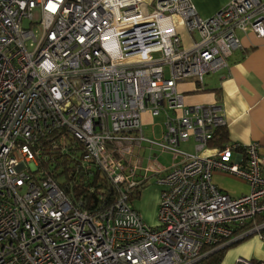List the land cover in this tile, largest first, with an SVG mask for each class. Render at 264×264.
<instances>
[{"label": "built area", "instance_id": "2783aa9c", "mask_svg": "<svg viewBox=\"0 0 264 264\" xmlns=\"http://www.w3.org/2000/svg\"><path fill=\"white\" fill-rule=\"evenodd\" d=\"M248 32L264 39V0H231L207 19L190 0H0V264H214L241 239L264 242L260 144L210 145L226 127L221 105H186L178 91L204 90ZM144 113L165 116L158 139L145 138ZM42 140L77 172L105 176L113 198L84 209L73 169H49ZM189 140L193 153L181 149ZM143 143L170 167L144 168ZM216 171L249 192H223ZM149 173L161 187L156 228L132 207Z\"/></svg>", "mask_w": 264, "mask_h": 264}, {"label": "crops", "instance_id": "0c3cea01", "mask_svg": "<svg viewBox=\"0 0 264 264\" xmlns=\"http://www.w3.org/2000/svg\"><path fill=\"white\" fill-rule=\"evenodd\" d=\"M229 1L231 0H190L199 17L203 19L212 17ZM178 33L182 45L189 47L192 41L185 29L178 27ZM238 36L242 49L234 52L228 59L227 69L213 73L206 80L203 78L204 90L199 89L194 81H184L178 85V91L182 93L186 105L220 104L228 133L227 143L242 146L257 142L261 147L260 155L264 166V39H257L250 32L238 33ZM148 115L144 113L142 118ZM193 146L194 142L189 140L181 144V149L193 151ZM212 153L213 149L210 148L205 150L203 155ZM166 156L169 157V161L166 159L164 169H168L172 162L171 156L168 154ZM148 165L153 166L151 162H148ZM150 175L156 174L149 173L147 181ZM139 176L140 178L144 176L142 171L139 172ZM229 178L225 173L218 171L212 176L213 183L231 197L249 192L248 185L243 179L232 178L234 181H230Z\"/></svg>", "mask_w": 264, "mask_h": 264}, {"label": "rangeland", "instance_id": "374dc122", "mask_svg": "<svg viewBox=\"0 0 264 264\" xmlns=\"http://www.w3.org/2000/svg\"><path fill=\"white\" fill-rule=\"evenodd\" d=\"M151 0H145V3H149ZM211 1V0H205ZM141 10L146 12V6H142ZM27 20L23 21V25H27ZM34 30H38L35 28ZM209 74L204 76V79H208ZM149 116V115H148ZM146 117L142 118V131L148 140L158 139L160 134V129L163 126L165 121V116L160 115L158 117ZM143 150L140 153V157L143 158L142 166H147L148 158L151 157L152 164L154 161L160 167L166 168V161H169V157L166 154H161L159 151L147 150L149 147L147 143H143ZM185 150V149H183ZM187 152L193 153L194 150H188ZM167 159V160H166ZM228 175L229 180H233L232 178H238L236 176ZM149 180L146 182L145 186L140 190L139 196L132 198V207L138 212L142 221L151 228H156L158 226V211L160 204V195H161V187L157 183V177L150 175ZM234 181V180H233ZM138 193V192H136ZM238 258H244L247 260H254L257 262H264V242H262L256 234L251 235L250 237L242 240L241 242L228 247V249L224 252V256L219 264H234Z\"/></svg>", "mask_w": 264, "mask_h": 264}, {"label": "trees", "instance_id": "16d2710c", "mask_svg": "<svg viewBox=\"0 0 264 264\" xmlns=\"http://www.w3.org/2000/svg\"><path fill=\"white\" fill-rule=\"evenodd\" d=\"M228 141V133L226 130V127L218 128L215 131L214 138L210 145L212 146H224ZM49 144V145H48ZM40 146L45 147L43 151H48L49 154V160L47 162L49 163L48 168L55 167V166H61L62 169H73L71 173H73L74 181L78 183V187L73 188V194L74 198L81 200L82 202L81 206L90 211L95 212L99 209L100 203H108L111 198H113L115 191L111 187V184L109 181L105 178V176L99 175L98 172H93L90 174V176H86L83 173L76 171V166L73 165V161L70 157L67 156H61V155H55V153H52L53 151L49 152L51 148L58 147L56 145H51L48 141L42 140L40 142ZM47 168L46 164L40 166V171H45ZM143 186V185H142ZM140 191H138L137 196H139ZM136 196V197H137ZM135 198V197H134ZM240 240L239 242H241ZM238 243H232L228 247ZM224 248L222 250H219L216 252L212 259L210 260L211 263L219 264V262L222 260L224 256V252L228 249Z\"/></svg>", "mask_w": 264, "mask_h": 264}, {"label": "water", "instance_id": "95a60500", "mask_svg": "<svg viewBox=\"0 0 264 264\" xmlns=\"http://www.w3.org/2000/svg\"><path fill=\"white\" fill-rule=\"evenodd\" d=\"M242 240V239H241ZM228 247V246H227ZM227 247H225V248H227Z\"/></svg>", "mask_w": 264, "mask_h": 264}, {"label": "clouds", "instance_id": "9594fccd", "mask_svg": "<svg viewBox=\"0 0 264 264\" xmlns=\"http://www.w3.org/2000/svg\"><path fill=\"white\" fill-rule=\"evenodd\" d=\"M244 240V239H243Z\"/></svg>", "mask_w": 264, "mask_h": 264}]
</instances>
